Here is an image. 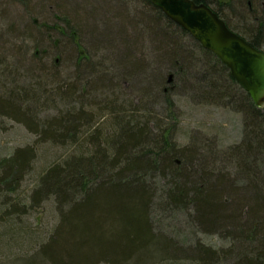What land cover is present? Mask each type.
<instances>
[{"label": "trees", "instance_id": "obj_1", "mask_svg": "<svg viewBox=\"0 0 264 264\" xmlns=\"http://www.w3.org/2000/svg\"><path fill=\"white\" fill-rule=\"evenodd\" d=\"M32 1L16 3L32 7ZM101 1L103 7L85 0L84 4L77 0H39L38 13L52 18L51 26L45 27L47 40L54 44L53 35L65 37V44L74 47L80 59V42L87 35L93 36V43L105 46L128 73L138 68L136 71L142 72L148 82L159 87L167 108L173 107L170 87L178 82L199 97L227 100L244 114L245 136L226 153L210 156L209 150L199 153L181 149L172 141L170 129L155 134L115 102L107 107L110 118L103 117L102 125L90 126L86 131L75 115L58 117L49 122L42 136L77 145V149L46 170L38 194L70 206L48 242L22 259L30 260V264H173L186 251L154 233L149 217L154 195L150 181L157 175L169 179V204L190 205L207 232L217 228L223 238L230 240L226 248L196 245L191 251L195 264H226L235 259L239 264H264V111L255 106L216 55L152 0H130L131 10L127 4L111 6L108 0ZM193 1L210 7L231 30L262 50L264 0H234L244 14L238 18L240 31L229 25L218 0ZM100 15L106 19L104 28L96 24ZM30 20V26L37 28L33 18ZM44 40L41 37L39 41ZM146 44L156 64L151 74L149 62L137 57ZM84 60L86 57L77 65ZM41 77L53 78L51 73ZM168 80L172 81L170 85ZM64 88L58 86L55 90L61 95ZM41 100L32 90L5 88L0 96V115L23 119L34 110L31 104L40 105ZM21 152L0 160V187L9 193L16 190L30 166L29 157ZM221 161L227 164L229 173L218 170ZM233 168L240 178L239 185L230 178ZM8 225L4 223L3 227L12 229V239L20 238L21 234L14 235L19 228L15 231Z\"/></svg>", "mask_w": 264, "mask_h": 264}, {"label": "rangeland", "instance_id": "obj_2", "mask_svg": "<svg viewBox=\"0 0 264 264\" xmlns=\"http://www.w3.org/2000/svg\"><path fill=\"white\" fill-rule=\"evenodd\" d=\"M77 1L84 4V0ZM129 1L108 0L111 6L127 4L131 10ZM218 1L223 4L221 11L229 25L240 31L237 25H241L238 18L244 15L241 12L243 9L234 0ZM85 2L93 5L99 2L101 7L104 6L101 0ZM229 3H232L231 6H228ZM39 4V0H33L32 7L37 10L32 11L31 6L17 4L16 0H0V96L5 88H19L32 90L42 99L40 105L31 104L34 110L24 115L23 119L0 115V160L10 158L21 150V154L29 157L30 162L14 192L9 193L6 188L0 187V196L4 194L5 197H0V264H13L17 260V264H30V260L22 257L33 255L35 250L48 242L63 212L65 214L70 206L69 203L61 205L50 196L38 194L40 179L46 170L60 164L77 149V145L57 143L42 136L49 122L58 117L75 115L79 125H82L81 129L86 131L90 126L102 125L103 117L108 120L110 113L107 107L115 102L118 107L129 110L133 119L145 122L155 134L161 133L162 129H170L172 141L181 149H193L199 153L209 150L210 156L218 155V152L226 153L245 136V117L239 109L234 108L235 105L211 96L199 97L178 82L173 88L170 87L173 107L167 108L166 98L159 87L148 82L142 72L136 71L138 68L128 73L125 67H121V61L117 63L105 46L93 43V36L87 35L80 42V59L86 57L87 60L77 65L80 63L78 54L74 53V47L65 44V37L53 35L54 44L47 40L45 27L51 26L52 18L41 17ZM133 8L136 9V6ZM231 8L236 11L229 12ZM32 18L37 28L30 26ZM105 23V17L100 15L97 26L104 28L102 24ZM41 37H45L43 42L39 41ZM140 52L137 57L149 62L148 74L153 73L156 64L152 49L146 44ZM145 69L147 73V65ZM49 71L53 78L47 80L41 77V74H50ZM171 82L168 80L167 84ZM58 86H65L61 95L55 90ZM259 109L264 111V105ZM217 167L220 172L229 173L230 169L224 161ZM230 178L235 179L237 185L240 184V178L234 175V168ZM150 182L154 195L149 217L154 233L186 251H182L183 256H178L173 264H195L191 251L196 245L218 248H226L227 243L229 245L230 240L223 238L217 228L207 232L197 222L190 205L169 204L166 199L169 179L155 175ZM4 223L12 225L14 230L18 227L14 235L21 234L20 238L12 239V229L3 227ZM226 264L239 263L235 259Z\"/></svg>", "mask_w": 264, "mask_h": 264}, {"label": "water", "instance_id": "obj_3", "mask_svg": "<svg viewBox=\"0 0 264 264\" xmlns=\"http://www.w3.org/2000/svg\"><path fill=\"white\" fill-rule=\"evenodd\" d=\"M176 24L230 70L232 77L261 108L264 105V51L231 31L211 8L193 0H152Z\"/></svg>", "mask_w": 264, "mask_h": 264}, {"label": "flooded vegetation", "instance_id": "obj_4", "mask_svg": "<svg viewBox=\"0 0 264 264\" xmlns=\"http://www.w3.org/2000/svg\"><path fill=\"white\" fill-rule=\"evenodd\" d=\"M195 2V1H194ZM196 3V2H195ZM198 4H203V3H198ZM229 28V27H228ZM230 29V28H229ZM231 30V29H230ZM231 31H233V30H231ZM233 32H235V31H233ZM236 33V32H235ZM236 34H238V33H236ZM239 35V34H238Z\"/></svg>", "mask_w": 264, "mask_h": 264}]
</instances>
